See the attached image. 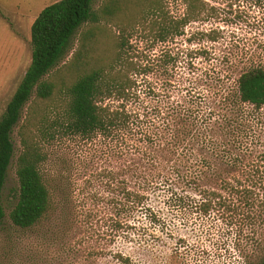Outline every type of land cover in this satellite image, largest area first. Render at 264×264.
Returning <instances> with one entry per match:
<instances>
[{
  "label": "trees",
  "instance_id": "16d2710c",
  "mask_svg": "<svg viewBox=\"0 0 264 264\" xmlns=\"http://www.w3.org/2000/svg\"><path fill=\"white\" fill-rule=\"evenodd\" d=\"M122 1L106 0L95 11L94 0H57L34 19L30 64L0 116L1 198L14 156L13 129L34 96L18 131L19 189L9 213L11 222L29 229L52 210V195L42 173L46 153L41 142L51 124L48 109H41L38 103L52 99L58 92L63 100L60 126L76 135L120 140L125 155L139 156L143 161L141 167L130 164L124 171L128 178L121 181L119 173H106L116 183L112 192L122 195L112 202L117 215H124L126 220H114L113 228L121 232L125 243L143 250L161 241L162 234L172 239L176 219L202 228L249 229L250 239L257 240L264 230L263 65L243 70L230 91L220 87L214 107H202L200 93L187 91L184 103L168 102L163 108L153 107L151 113H140L128 108L127 102L137 98L138 79L146 74L148 65L135 57L129 37H119L117 51L109 60L93 55L95 63L87 69L86 40L94 35L84 34L81 50L64 66L74 75L57 89L50 73L69 52L77 30L114 16L121 10ZM195 1H189L184 17L160 24V36L170 30L181 34V28L196 18ZM244 1L264 8V0ZM153 4L146 14L157 15L158 3ZM154 194L162 196L172 225L150 204ZM111 256L119 264L133 263L131 254L121 250ZM260 264H264V255Z\"/></svg>",
  "mask_w": 264,
  "mask_h": 264
},
{
  "label": "rangeland",
  "instance_id": "374dc122",
  "mask_svg": "<svg viewBox=\"0 0 264 264\" xmlns=\"http://www.w3.org/2000/svg\"><path fill=\"white\" fill-rule=\"evenodd\" d=\"M55 1L0 0V116L30 64L31 25L40 11ZM189 1L125 0L114 16L81 26L69 52L50 73L57 89L74 75L64 66L81 50L84 34L94 35L86 40L87 69L95 63L93 55L109 60L117 51V40L124 35L129 37L135 57L148 65L146 74L138 79L137 98L127 102L128 108L151 113L153 107L163 108L168 102L184 103L187 91L200 93L202 107H214L220 87L228 92L243 70L264 66V8L244 0H196V18L181 28V34L170 30L160 36L159 25L184 17ZM105 2L94 0L93 9L99 10ZM156 2L157 15L146 14ZM30 102L13 129L14 156L0 198L4 211L0 218V264H119L111 256L118 250L130 253L132 264H260L264 230L252 240L249 229L202 228L176 219L172 239L162 234L161 241L143 250L125 243L121 232L113 228L114 220H126L117 215L112 202L122 195L112 192L116 183L106 173H119L121 181L128 178L124 171L130 164L141 167L143 161L139 156L125 155L120 140L76 135L60 126L63 100L58 92L38 103L41 109H48L51 124L41 142L46 153L42 173L52 195V210L32 228L13 225L9 213L19 189L18 131ZM150 204L169 223L172 221L161 195H151Z\"/></svg>",
  "mask_w": 264,
  "mask_h": 264
}]
</instances>
